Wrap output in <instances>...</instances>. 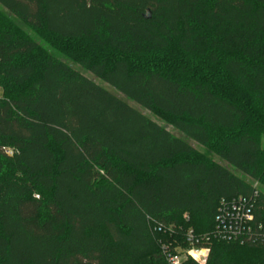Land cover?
Masks as SVG:
<instances>
[{
  "label": "trees",
  "instance_id": "16d2710c",
  "mask_svg": "<svg viewBox=\"0 0 264 264\" xmlns=\"http://www.w3.org/2000/svg\"><path fill=\"white\" fill-rule=\"evenodd\" d=\"M0 90V264H167L236 197L264 227V0H0Z\"/></svg>",
  "mask_w": 264,
  "mask_h": 264
},
{
  "label": "built area",
  "instance_id": "2783aa9c",
  "mask_svg": "<svg viewBox=\"0 0 264 264\" xmlns=\"http://www.w3.org/2000/svg\"><path fill=\"white\" fill-rule=\"evenodd\" d=\"M255 201L245 197H236L219 202L214 218L215 227L209 235L196 236L191 230L183 235L187 245H177L170 251L162 246L167 264H184L191 260L195 264H205L209 254L207 243L210 237L226 243L264 242V227L253 229ZM156 229V228H155ZM157 230H160L157 227Z\"/></svg>",
  "mask_w": 264,
  "mask_h": 264
},
{
  "label": "rangeland",
  "instance_id": "374dc122",
  "mask_svg": "<svg viewBox=\"0 0 264 264\" xmlns=\"http://www.w3.org/2000/svg\"><path fill=\"white\" fill-rule=\"evenodd\" d=\"M88 78L92 79L96 84L102 86L103 88H105L106 90H108L109 92L111 93H115L108 85L102 83L101 81L95 79L94 77H92L91 75H87ZM0 96H1V90H0ZM121 97V96H120ZM130 105L138 108L136 105H134L133 103L129 102ZM143 114H145L146 116L156 120V121H159L161 123H163L162 120H160V118L158 117L157 114L155 113H151V112H148V111H145V110H141L140 108H138ZM169 129L171 130V128L169 127ZM172 133H174L175 135H177V133L175 131H171ZM195 148L199 151L202 150L201 147L199 146H196L194 145ZM260 146L262 149H264V136H262L261 138V141H260ZM216 159V158H214ZM219 163L222 165V166H225L227 167L226 163L224 162H220ZM186 216H184L185 218ZM192 229H194L195 231H199V232H203L204 231V224L202 223H196L194 226L191 227ZM190 229V230H192ZM212 232V231H210ZM239 244V243H237ZM240 245V244H239ZM238 255H239V262L240 264H259L262 260V256L260 255V252H258L257 250L255 249H242V251H239L238 252Z\"/></svg>",
  "mask_w": 264,
  "mask_h": 264
}]
</instances>
